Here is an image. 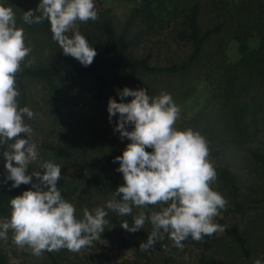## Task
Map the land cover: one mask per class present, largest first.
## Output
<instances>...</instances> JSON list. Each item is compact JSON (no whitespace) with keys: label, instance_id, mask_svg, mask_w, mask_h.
Segmentation results:
<instances>
[{"label":"trees","instance_id":"trees-1","mask_svg":"<svg viewBox=\"0 0 264 264\" xmlns=\"http://www.w3.org/2000/svg\"><path fill=\"white\" fill-rule=\"evenodd\" d=\"M39 2L0 0V4L13 7L17 27L24 29L26 45L32 48L16 75L21 93L19 106L35 113L25 122L31 127L46 123L56 127L58 134L54 144L38 146L39 157L29 166V173L42 171L38 168L44 161L60 165L62 177L57 186L70 203L84 187L113 194L124 183L122 174L116 171L119 163L113 160L126 146L116 145L117 132L111 134L116 126H107L109 99L125 102L118 91L128 87L146 88L152 97L168 93L175 101L207 84L208 104L174 126L179 131L191 128L206 138L208 159L217 174L211 188L226 198L227 213L239 216L241 222L224 225L226 233L205 237L203 242L189 238L183 243L205 245L198 264H254L257 259L264 264V234H258L246 222L252 205L264 199V0H137L121 22L110 9L100 8L99 19L79 23L81 34L98 53L88 67L62 54L47 20L32 25L23 22V12L35 10ZM159 35L189 47V53L179 60L170 56L165 62L153 63V52L147 51L145 42ZM256 36L258 43L251 47L250 40ZM228 40L236 44V60L227 54ZM175 79L180 82L172 85ZM86 83L95 86L90 99L93 104L84 103L68 111L71 95ZM35 86L41 88L40 94L33 89ZM1 157L0 218H10V200L33 189L31 184L12 188L11 181L3 183L7 172ZM37 182L34 177L33 183ZM99 207L109 211L106 219L110 221L101 237L117 222L128 221L131 225L132 216ZM160 207L149 205L143 211L150 214ZM75 208L76 217L82 218L84 208ZM150 231L151 225L146 223L140 237L147 238ZM122 242L125 247L137 246L125 238ZM156 246L162 257L156 264H190L175 258L180 251L167 237ZM44 253L49 264L71 262L65 249ZM146 259L144 264H154ZM0 264H8L1 247Z\"/></svg>","mask_w":264,"mask_h":264},{"label":"clouds","instance_id":"clouds-1","mask_svg":"<svg viewBox=\"0 0 264 264\" xmlns=\"http://www.w3.org/2000/svg\"><path fill=\"white\" fill-rule=\"evenodd\" d=\"M22 19L29 25L47 20L52 39L64 56L84 67L94 62L98 53L79 30V23L99 19L94 0H40L35 10L23 12ZM31 52L24 29L17 27L13 7L0 4V146H6L2 155L7 172L3 183L11 181L12 188L31 184L33 189L10 200V218L0 221V239L6 241L11 230L13 243L29 248L35 256L61 249L78 253L101 240L110 223L106 219L109 211L105 207L84 208L83 217L78 219L75 206L57 186L61 166L54 162L44 161L38 168L42 171L29 173V166L38 160L39 149L31 141L34 130L25 118L31 120L35 113L19 106L16 75ZM118 95L121 101L132 98L127 103L110 98L107 106L110 123L119 114L114 132L121 140L130 141L122 155L113 160L119 163L116 171L122 174L124 183L106 204L120 216H132L131 225L124 221L120 227L136 233L150 223L151 231L147 241L140 244L141 251L154 249L165 237L183 251V242L189 238L203 242L205 237L224 233L225 227L215 218L226 210L228 201L211 188L217 174L208 159L206 138L191 128H175L180 108L168 93L152 97L146 88L124 87ZM129 126L131 131L127 130ZM34 177L37 183H33ZM149 205L161 207L150 214L140 211L133 215L134 208L147 209ZM254 264L262 262L257 259Z\"/></svg>","mask_w":264,"mask_h":264},{"label":"rangeland","instance_id":"rangeland-1","mask_svg":"<svg viewBox=\"0 0 264 264\" xmlns=\"http://www.w3.org/2000/svg\"><path fill=\"white\" fill-rule=\"evenodd\" d=\"M96 5V10L100 8H108L111 13L114 14L118 22L123 21L131 12V10L136 6L137 0H94ZM145 21H141L140 24H144ZM144 26V25H143ZM145 42V48L153 52V63L155 62H165L170 56L175 60H179L186 56L190 49L187 46L177 45L171 42L168 38L163 35L152 36ZM258 37H254L250 40V46L253 47L257 45ZM227 54L231 60H236L238 57L237 47L233 40H228ZM142 52V49L139 53ZM178 79L171 81L172 85L179 83ZM35 91L40 94L41 88L39 86L33 87ZM210 88L207 84L200 85L194 93L191 95L175 100L174 103L180 108L179 119L176 121L175 125H178L184 117L189 114L196 113L200 108H204V104H208L210 97ZM95 92V86L92 83H86L83 88L76 89L71 95V102L68 105L67 110L70 111L71 108L81 107L84 103H89ZM149 94V93H148ZM150 95V94H149ZM131 97L125 99V103L131 101ZM93 104V102H90ZM119 114L114 116L112 122L108 123L107 126H116ZM34 134L31 137V141L38 146H45L48 143L54 144L57 141L58 134L55 132L56 127H52L46 123H40L39 126H33ZM127 130L131 131L130 126ZM116 132L111 133L113 136ZM116 145L127 146L130 143L126 138L121 140L120 134L117 132ZM24 138V137H22ZM6 150V146H0V156L3 151ZM1 160H4L1 157ZM254 178V177H252ZM216 186V183L213 184ZM113 198V194L110 193H100L95 191L93 188L84 187L79 190V194H76L72 199L71 203L74 206L84 208L85 204L89 205V210H92L99 206H106L107 201ZM85 199V201H84ZM117 199V197H116ZM82 204L83 206H81ZM252 205V204H251ZM144 209L134 208L133 215H137L140 211ZM232 213H227V210H222L220 216L216 217L215 220L221 223L223 226H227L231 223L238 224L241 222L239 216L234 217ZM222 217V218H221ZM5 217H1L0 221H3ZM132 222V220H131ZM245 224L244 221H242ZM247 224L254 229L258 234H264V199L257 205L253 204L249 213L246 217ZM119 222L115 223L114 227L110 225V232L101 240L93 242L90 246L83 248L80 252L74 253L65 249V255L69 257L68 261L70 264H100L99 259L103 264H144L148 261L150 263H159L162 259L159 247L155 245L154 249H149L148 251H141L140 244L146 242L147 238L143 239L140 237L138 232L129 233L120 227ZM116 227V228H115ZM226 233V231H225ZM221 233H216V235ZM223 234V233H222ZM13 232L9 230L8 239H0V247L6 252L8 257V264H49L50 260L47 258L46 254L43 252L40 256H35L32 254L31 250L27 247L19 248L12 240ZM136 244L137 246L125 247L122 239ZM158 244V243H157ZM135 247H138L139 251H135ZM205 245L195 246L186 245L183 251H180L175 258L185 263L198 264L199 257L202 251H205ZM210 251L211 248L208 247ZM65 264H68L67 262ZM102 264V263H101Z\"/></svg>","mask_w":264,"mask_h":264}]
</instances>
